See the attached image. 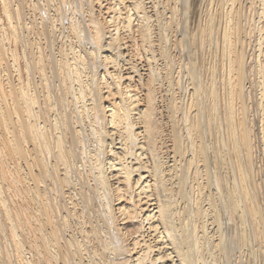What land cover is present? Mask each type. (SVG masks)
Masks as SVG:
<instances>
[{
	"label": "bare ground",
	"instance_id": "1",
	"mask_svg": "<svg viewBox=\"0 0 264 264\" xmlns=\"http://www.w3.org/2000/svg\"><path fill=\"white\" fill-rule=\"evenodd\" d=\"M256 260L264 0H0V264Z\"/></svg>",
	"mask_w": 264,
	"mask_h": 264
},
{
	"label": "rangeland",
	"instance_id": "2",
	"mask_svg": "<svg viewBox=\"0 0 264 264\" xmlns=\"http://www.w3.org/2000/svg\"><path fill=\"white\" fill-rule=\"evenodd\" d=\"M259 261H260V259H259ZM259 261H258V260H256V262H257L256 264H258V263H259Z\"/></svg>",
	"mask_w": 264,
	"mask_h": 264
}]
</instances>
